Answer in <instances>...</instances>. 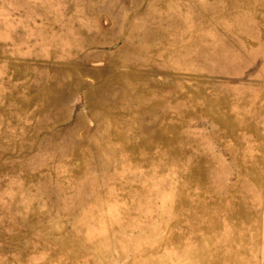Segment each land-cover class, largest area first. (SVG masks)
<instances>
[{"label":"rangeland","instance_id":"374dc122","mask_svg":"<svg viewBox=\"0 0 264 264\" xmlns=\"http://www.w3.org/2000/svg\"><path fill=\"white\" fill-rule=\"evenodd\" d=\"M0 264H264V0H0Z\"/></svg>","mask_w":264,"mask_h":264}]
</instances>
